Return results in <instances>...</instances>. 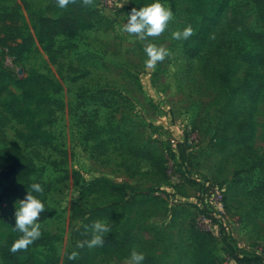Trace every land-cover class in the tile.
Returning <instances> with one entry per match:
<instances>
[{"label":"rangeland","instance_id":"obj_1","mask_svg":"<svg viewBox=\"0 0 264 264\" xmlns=\"http://www.w3.org/2000/svg\"><path fill=\"white\" fill-rule=\"evenodd\" d=\"M17 1L0 0V9L13 8ZM90 1L100 5L99 0ZM30 2L31 10L23 8L20 13L27 34L40 15L61 13L49 0ZM162 2L171 7L174 17L159 36L142 40L117 30L134 7L144 6L127 0L118 10L101 9L95 27L76 39L58 37L52 53L47 44L34 47L18 63L7 55L0 60V70L15 74L8 81L12 95L3 102L21 98L18 82L33 72L62 86L59 94L48 96L62 104V109L55 107V123L45 126L48 144L24 146L17 137L24 126L15 121L3 129L8 142H16L33 160L36 170L30 179L44 186V200L56 210L53 217L40 221L41 236H48L46 244L35 249L40 258L49 252L64 257L71 249L72 234L80 225L71 207L79 203L91 209L105 204L106 200L91 193V186L107 177L136 186L142 196L158 194L164 200L156 215L142 220L144 229L139 232L138 250L145 252L144 241L156 243L155 264H192L195 226L213 232L210 248L221 264H235L230 252L259 258L264 264V89L253 110L251 154L236 142L230 122L236 113L249 116L252 103L238 98L232 107L218 99L215 86L204 75L208 55L191 59L184 54L183 39L172 37V32L186 25L192 0H175L174 8L169 0ZM222 8L214 30L218 38L244 32L260 35L264 43V19L253 0H228ZM147 43L169 53L152 68L145 63ZM236 65L242 77L241 63ZM260 70L264 79V67ZM35 102L31 109L41 120L44 113ZM87 120L94 121L101 137L109 140L105 153H95L97 139L86 140ZM182 151L187 161L182 160ZM16 159L20 160L0 161V172ZM258 159L262 167L256 164ZM127 225L129 219L124 216L116 232L110 233L121 234ZM13 227L0 214V246ZM96 264H129V258L105 252Z\"/></svg>","mask_w":264,"mask_h":264},{"label":"trees","instance_id":"obj_2","mask_svg":"<svg viewBox=\"0 0 264 264\" xmlns=\"http://www.w3.org/2000/svg\"><path fill=\"white\" fill-rule=\"evenodd\" d=\"M49 1L55 4L61 13L57 14V10L56 17L40 15L28 34L21 26L20 13L23 8L30 9V0H18L13 8L0 9V60H3L2 56L7 55L13 57L14 62L18 63L24 54L34 47H42L47 44L49 53H52L54 42L58 37L74 40L81 32L93 29L96 17L102 16L101 10L97 6H93L90 0H69L65 8H60L57 0ZM128 1L135 4L139 2L142 5L152 2V0ZM169 1L174 8L175 0ZM227 1L192 0V7L188 10L189 17L183 29L191 25L193 33L188 39L182 40V45L185 56L191 59H196L203 53L208 55L204 64V75L215 86L218 99L227 100L232 107L235 106L238 98H244L252 103L249 116L240 117V114L236 113L234 114L235 121L230 122V126L235 129L236 142L245 146L252 154L250 143L255 135L253 110L264 89L263 74L260 70L264 67V43L261 36L257 34L237 32L221 38L215 35L214 30L221 21L222 7L226 5ZM253 1L264 19V0ZM237 61L241 63L242 77L238 76ZM14 76L15 74L7 69L0 70V161L7 164L13 157L19 158L25 164V168L19 175V181L27 190L28 187L31 190L30 186L34 181L30 179V176L35 172L36 166L31 158L23 154L21 147L16 142H8L3 129L8 122L15 121L24 126V131L17 132V137L24 143V146L48 144L46 140L48 132L45 130V126L55 123V107L62 109L60 102L48 96L50 93L59 94L62 86L43 74L33 72L18 82L22 89L21 98L14 97L3 102L5 96L12 95L8 81ZM34 101H36L37 108L44 113V118L41 120L37 119V113L31 109V102ZM101 134L100 127L94 121L87 120L86 140L97 139L94 146V151L97 154L105 153L109 143V140L102 138ZM224 143L225 148L227 142L224 141ZM185 151H182L183 161H187ZM255 157L258 156L255 155ZM258 163L262 167L261 159H258L256 164ZM91 193L99 195L106 200V203L91 209L85 208L79 203L72 205L73 217L79 219L80 225L75 228L72 234V247L64 257H60L54 252L46 253L43 258L37 255L35 249L45 245L48 241V236L44 235L30 244L27 249H20L17 252L10 251L13 242L21 235L13 227L12 234L0 246L2 264H96L99 255L105 252L115 254L120 259L129 258L133 248L138 250L137 247L141 244L139 232L144 229V225L141 224L142 220L156 215L162 209L164 200L158 194L142 196L136 186L115 182L107 177L93 182ZM41 198L45 199V194ZM55 213L56 210L46 204L40 221H46ZM124 216L128 217L129 225L121 234H106L103 246L89 248L85 243L84 247H77L78 241L86 242L91 238L90 225L95 220H105L110 225V232H116ZM192 237L195 240L192 264H221L210 248V242L214 237L213 233L204 232L195 226ZM144 244L147 247L144 264H155L157 261L155 257L156 243L144 241ZM225 244L229 246L226 239ZM73 252L76 253V256L70 258ZM229 256L235 264H260L262 262L259 258H241L234 252H230Z\"/></svg>","mask_w":264,"mask_h":264},{"label":"clouds","instance_id":"obj_3","mask_svg":"<svg viewBox=\"0 0 264 264\" xmlns=\"http://www.w3.org/2000/svg\"><path fill=\"white\" fill-rule=\"evenodd\" d=\"M69 0H57L60 8H65ZM174 13L171 7L166 6L162 0H152L140 8H133L128 14L127 22L122 26H117L121 33L136 35L142 40L148 37L159 36L164 32L169 22L173 19ZM193 33L191 25L185 27L182 31L172 32L174 39H188ZM147 55L146 67L152 68L158 61H162L169 53L163 48L153 43H147L144 47ZM26 196L16 203L15 210V229L21 234L15 240L10 251L17 252L20 249H27L35 240L42 235L40 216L45 211L46 201L41 197L44 194V186L39 182H34L30 186ZM91 238L85 241H78L77 247L82 248L85 243L89 248L103 246L105 236L110 233L111 228L105 220L97 219L91 225ZM76 253L73 252L70 258H74ZM146 254L144 251L133 248L129 257V264H144Z\"/></svg>","mask_w":264,"mask_h":264},{"label":"water","instance_id":"obj_4","mask_svg":"<svg viewBox=\"0 0 264 264\" xmlns=\"http://www.w3.org/2000/svg\"><path fill=\"white\" fill-rule=\"evenodd\" d=\"M25 168L20 160H14L0 172V214L4 220L15 226V203L23 199L28 190L19 181V175Z\"/></svg>","mask_w":264,"mask_h":264},{"label":"built area","instance_id":"obj_5","mask_svg":"<svg viewBox=\"0 0 264 264\" xmlns=\"http://www.w3.org/2000/svg\"><path fill=\"white\" fill-rule=\"evenodd\" d=\"M124 1H127V0H99L100 5H98L97 8H99L101 10L104 7H106V8H110L112 10H118L122 7V4ZM198 228L204 232H211L210 229H203L200 227H198ZM211 233H213V232H211Z\"/></svg>","mask_w":264,"mask_h":264}]
</instances>
